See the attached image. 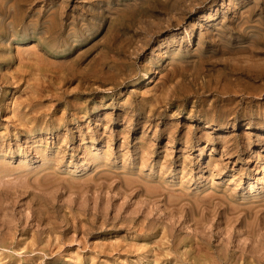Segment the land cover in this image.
<instances>
[{
  "label": "rangeland",
  "instance_id": "obj_1",
  "mask_svg": "<svg viewBox=\"0 0 264 264\" xmlns=\"http://www.w3.org/2000/svg\"><path fill=\"white\" fill-rule=\"evenodd\" d=\"M263 38L264 0H0V264H264Z\"/></svg>",
  "mask_w": 264,
  "mask_h": 264
},
{
  "label": "bare ground",
  "instance_id": "obj_2",
  "mask_svg": "<svg viewBox=\"0 0 264 264\" xmlns=\"http://www.w3.org/2000/svg\"><path fill=\"white\" fill-rule=\"evenodd\" d=\"M8 6H9V5H8ZM259 38H260V37H259ZM261 38H262V37H261ZM261 38H260V39H261ZM263 39H264V38H263ZM261 41H262V40H261ZM255 44H256V42H255ZM258 44H259V43H258ZM258 44H257V46H258ZM262 44H263V47H264V43H263V42H262ZM229 45H230V44H229ZM251 45H252V44H251ZM230 46H231V45H230ZM249 46H250V45H249ZM261 46H262V45H261ZM73 48H74V47H73ZM73 48H72V49H73ZM235 49H236V48H235ZM240 49H241V48H240ZM236 50H237V49H236ZM243 50H244V49H243ZM259 50H260V49H259ZM250 51H251V49H250ZM256 51H257V50H256ZM256 51H255V52H256ZM220 52H221V51H220ZM226 52H227V51H226ZM228 52H229V51H228ZM251 52H252V51H251ZM253 53H254V51H253ZM257 53H258V52H257ZM262 53H263V52H262ZM263 54H264V53H263ZM249 56H250V55H249ZM242 58H243V57H242ZM33 59H34V58H33ZM245 59H247V58L245 57V58L243 59V61H246ZM61 60H62V59H61ZM63 60H64V59H63ZM238 60H239V59H238ZM249 60H250V59H249ZM65 61H66V60H65ZM239 61H240V60H239ZM261 61H262V60H261ZM262 62H263V61H262ZM243 63H244V62H243ZM246 63H247V62H246ZM253 63H254V62H253ZM255 63H256V62H255ZM57 64H58V63H57ZM250 64H251V63H250ZM257 64H258V63H257ZM263 64H264V63H263ZM231 71H232V70H231ZM232 72H233V71H232ZM246 72H247V71H246ZM233 73H234V72H233ZM247 73L249 74V72H247ZM239 74H240V73H239ZM248 74H247V77H248ZM243 75H244V74H243ZM258 75H259V74H258ZM252 76H254V74H253ZM260 76H261V75H260ZM242 77H243V76H242ZM254 77H255V76H254ZM258 77H259V76H258ZM258 77H257V78H258ZM89 78H90V76H89ZM236 78H237V77H236ZM249 78L251 79V75H250ZM252 78H253V77H252ZM259 78H260V77H259ZM259 78H258V79H259ZM90 79H91V78H90ZM253 80H254V79H253ZM253 80H252V81H253ZM258 81H260V79H259ZM254 82H255V81H254ZM186 137H187V136H186Z\"/></svg>",
  "mask_w": 264,
  "mask_h": 264
}]
</instances>
